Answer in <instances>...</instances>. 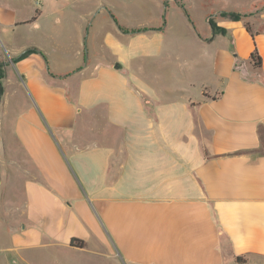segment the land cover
Here are the masks:
<instances>
[{"label":"crops","instance_id":"crops-1","mask_svg":"<svg viewBox=\"0 0 264 264\" xmlns=\"http://www.w3.org/2000/svg\"><path fill=\"white\" fill-rule=\"evenodd\" d=\"M85 2L0 0V264L264 259V155H234L259 151L264 128L243 21L216 18L214 35L164 2L138 23ZM98 10L110 22L87 36ZM252 19L264 72V6Z\"/></svg>","mask_w":264,"mask_h":264},{"label":"rangeland","instance_id":"rangeland-1","mask_svg":"<svg viewBox=\"0 0 264 264\" xmlns=\"http://www.w3.org/2000/svg\"><path fill=\"white\" fill-rule=\"evenodd\" d=\"M86 2L80 5L79 11H86L87 7L93 4L96 0H85ZM113 4L118 7V9L113 11L119 16L120 19L126 20L128 22H141V21H154L159 16V4L164 2L166 6L171 8L173 5L176 6V13L172 16V19L178 22H187L190 24H195L197 26V29L200 31V28L203 27V24L209 21L210 18L216 19L220 18V12L222 11H235L239 12L244 15H249L244 20L250 22V24H253V16L256 14V11H259L264 6V0H112ZM219 10V12H216L214 14H210L212 9ZM222 10V11H220ZM100 10H98L94 16L91 19V22L89 24V28L87 30V36L89 35L91 31V26H96L98 24L103 25L105 23L108 24L110 22V19H107L106 14L99 13ZM169 12V11H168ZM171 17V13L168 14ZM169 17L167 18V20ZM263 27H261L262 29ZM125 31V30H124ZM93 33V29H92ZM188 36V34H184V38ZM184 41V39H183ZM97 42H100V45L102 43V36L100 35L99 38H97ZM96 44V47L98 50L101 49V46ZM85 51H86V57L85 61L83 62L84 65H88L90 63L89 59L92 58L91 53L92 47L89 48L88 46V39L85 43ZM102 59H105V55L101 56V63H104ZM0 64H2L0 62ZM63 68V67H62ZM65 69V68H63ZM74 69H77L74 68ZM47 78L54 82L50 76L47 75ZM75 87H72V89L69 90L68 95L74 97L75 96ZM13 112L16 113V111H10L9 114L5 117V124L6 128L8 125L9 129H12V123L14 122V116ZM9 143L15 147L16 143L13 139V137L10 135L9 137ZM17 193V199L22 200L23 199V190L22 186L19 188V190L16 191ZM15 193V194H16ZM2 242L7 244L8 243V237L6 235L1 236ZM225 244V240H224ZM2 260L6 263H9L11 261V258H6L5 256L2 257ZM88 260L86 264H98L100 263L98 260ZM35 262L36 264H46V259L44 255H36L35 256ZM58 264H61V259H58L56 261ZM256 264H264L263 258H256L254 260ZM16 264V263H15ZM84 264V263H83ZM118 264H120L118 262Z\"/></svg>","mask_w":264,"mask_h":264},{"label":"trees","instance_id":"trees-1","mask_svg":"<svg viewBox=\"0 0 264 264\" xmlns=\"http://www.w3.org/2000/svg\"><path fill=\"white\" fill-rule=\"evenodd\" d=\"M220 16L225 18V19L231 20V21H243L247 32L250 33V35L252 36V38L254 40V49H253L251 56H250V63L252 64V66L255 69H257L259 71V78L258 79L264 84V72H263L262 57L259 53V50H258V48L256 46V42H255V37L259 31H255L253 29V25L250 24V22L244 20L249 15H244V14H241V13L235 12V11H222V12H220ZM209 24L212 28L214 35L226 34V30L218 27L217 24L215 23L214 19L210 18ZM35 52H37V50H35V49L28 50L27 52L22 54L18 59H16L15 62L18 61L19 59H23V58H25V57H27L30 54L35 53ZM237 64H239V60H237ZM4 77H5L4 66H3V64H0V97H2L4 94V87L2 85V80L4 79ZM259 132H260V139H261V149L259 151L244 150V151L236 152V153H234V155H251V154H254L257 152L264 155V128L260 127ZM71 245L76 246V247H84L85 243L82 240L73 238L71 240ZM236 261L238 263H243L245 260L242 257H237Z\"/></svg>","mask_w":264,"mask_h":264}]
</instances>
